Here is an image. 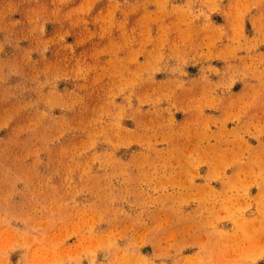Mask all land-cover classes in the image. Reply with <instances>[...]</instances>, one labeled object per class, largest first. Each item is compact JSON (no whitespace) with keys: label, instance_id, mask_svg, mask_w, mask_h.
Here are the masks:
<instances>
[{"label":"rangeland","instance_id":"374dc122","mask_svg":"<svg viewBox=\"0 0 264 264\" xmlns=\"http://www.w3.org/2000/svg\"><path fill=\"white\" fill-rule=\"evenodd\" d=\"M0 264H264V0H0Z\"/></svg>","mask_w":264,"mask_h":264},{"label":"crops","instance_id":"0c3cea01","mask_svg":"<svg viewBox=\"0 0 264 264\" xmlns=\"http://www.w3.org/2000/svg\"><path fill=\"white\" fill-rule=\"evenodd\" d=\"M196 88H197V86H196Z\"/></svg>","mask_w":264,"mask_h":264}]
</instances>
